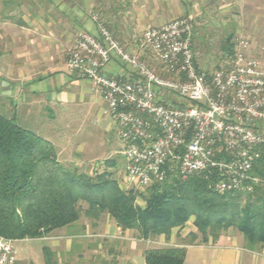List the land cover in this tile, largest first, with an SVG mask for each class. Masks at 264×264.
Instances as JSON below:
<instances>
[{
	"label": "built area",
	"instance_id": "built-area-1",
	"mask_svg": "<svg viewBox=\"0 0 264 264\" xmlns=\"http://www.w3.org/2000/svg\"><path fill=\"white\" fill-rule=\"evenodd\" d=\"M97 28L77 33L65 66L90 82L117 125L125 186L144 191L168 172L185 180L213 170L218 194L264 188V178L252 175L264 148V66L247 40H236L232 55L210 72L196 61L189 18L146 27L137 53L102 23ZM113 58L128 74L104 72ZM17 242L0 236V264L16 263Z\"/></svg>",
	"mask_w": 264,
	"mask_h": 264
},
{
	"label": "trees",
	"instance_id": "trees-1",
	"mask_svg": "<svg viewBox=\"0 0 264 264\" xmlns=\"http://www.w3.org/2000/svg\"><path fill=\"white\" fill-rule=\"evenodd\" d=\"M230 41L224 43L227 57ZM105 163L116 166L114 160ZM252 175L264 178V148ZM218 179L213 170L185 180L168 172L162 183L123 192L112 172L89 176L63 166L50 141L0 115V236L7 239H39L69 226L79 220V202H84L89 220L107 214L121 230L136 231L143 240L168 239L193 219L196 233L188 234L190 242L199 234L202 243H215L232 229L242 235L244 248L258 251L264 246V188L218 194L213 188ZM137 196L144 207L136 204ZM43 252L45 264H56L48 250ZM185 254L184 247L147 249L144 264H183Z\"/></svg>",
	"mask_w": 264,
	"mask_h": 264
},
{
	"label": "rangeland",
	"instance_id": "rangeland-1",
	"mask_svg": "<svg viewBox=\"0 0 264 264\" xmlns=\"http://www.w3.org/2000/svg\"><path fill=\"white\" fill-rule=\"evenodd\" d=\"M116 1L94 0V5L90 6V9L86 10L83 7V11L86 10L84 11V15L94 23L95 32L84 30L79 32L94 34L100 23L110 31V27L105 21L104 16L101 15L100 8L104 9L107 7L106 3L103 2H108L110 4L109 7H112L115 6ZM139 2L140 4L137 6L139 11L144 13L154 5L157 14L154 16V24L149 23L143 29L129 32L131 42L133 41V43L135 42V44L140 46L142 32L148 26L157 27L176 19L189 18L193 23V52L196 61L203 68L211 72L222 60L227 58L229 55L228 50H224L226 48L224 43L227 38L231 39L232 51L236 40H247L251 46L249 54L257 57L264 66V0H139ZM62 6H69V1L0 0V52L9 51L10 55L12 54L11 56H3L0 58V62L5 58L9 61H17L16 52H14L17 48L14 46L20 44V40H25L26 38H28L30 47L28 45V48L25 46L19 47V49H28L30 61L33 60V56L37 53L36 43L40 42L50 44L45 49L46 54L49 51L55 54V56L58 55L57 59L66 61L67 51L72 47L74 40L71 45L67 44L64 37L59 40L55 34V30L59 31L58 19L67 18L65 22L69 24L68 18L71 17V20H73L74 17L69 13L67 16L61 17V15L55 12L54 9L56 7L63 8ZM21 7L23 9H20ZM115 8L118 9L117 6ZM15 9L18 12L13 13ZM21 27L25 28V30H21ZM66 29L68 28L66 27ZM75 33L68 30L65 36L73 39L77 35ZM111 34L115 40L123 44L117 37H114L112 32ZM12 39L13 41L18 40L19 43L12 42V46H10ZM53 42H58L55 49L52 48ZM59 44L61 45L60 47H58ZM60 52L62 56L59 57ZM145 54L147 57H151L149 52ZM44 58H46V62L43 63L44 68H46L45 64L47 63L50 65L47 69L51 68L52 61L47 57H42L41 60ZM0 82L4 83L5 86H7L6 83H9L5 78H0ZM3 89L0 88V93L6 94L7 91L5 92ZM1 96L0 115L8 118L14 117L20 127L53 142L57 149L58 160L63 166L78 168L80 172L89 176H94L108 170L113 173V177L117 180L121 191L128 192L132 190L136 192L135 189L127 187L123 183L124 158L121 154L122 144L115 133H112L108 137L100 138L93 133L92 123L89 124L87 122L80 128L75 124V119L66 116L69 114H65V118H62V120L54 116L55 118L52 121L49 118L46 119L48 112L45 111L41 112L43 114H41L39 119L33 116L25 118L22 116L19 107L15 109L16 100L20 99L21 94L19 96L13 94L11 99L5 98L3 95ZM169 100L175 103H182L187 107L191 106L190 102L173 94L169 96ZM107 160H114L116 166L107 168L108 164L105 163ZM136 204L144 207L141 197L137 196ZM79 206L81 209V216L77 221L79 223L73 229H67V233L73 232L74 234L85 235L84 238H74L66 251L64 248H61L62 245L59 246L53 231L39 239L18 241L16 243L17 264H45L44 249L50 252L51 258L56 264H131L130 260L132 256L137 254L139 250L152 248L212 247L217 244L220 249L226 250L229 249L227 239L232 237H237L236 240H240L244 248L242 235L232 229L223 233V243H220L219 240L212 243L209 240L207 244H204L200 241L199 234H197L195 241L190 242L188 234L196 233L193 219H190L182 229H174L168 239L161 236L154 240H143L139 237L138 232L128 230L130 232L127 234L129 238L134 237L138 239L137 242L122 240L124 236L120 237V234L110 232L106 239H100L98 240L99 242L95 243L94 238L90 236V232L95 231L94 229L97 226L100 228L105 225L111 231L110 228L115 222L107 214L98 216L97 220L91 219L87 221L83 211L88 205L84 202H79ZM85 221H87L86 225H88L89 233L83 232L81 228ZM91 224L96 226L95 228L93 227V230L89 227ZM175 231L177 232L176 234H174ZM182 232L184 233L183 237ZM172 235L171 241L170 237ZM229 235L233 236L229 237ZM114 236H118L119 238H115ZM100 238L103 237L101 236ZM235 247L238 249L237 246ZM240 247L239 249H242ZM93 250H96V252ZM238 251L242 252L241 250Z\"/></svg>",
	"mask_w": 264,
	"mask_h": 264
},
{
	"label": "crops",
	"instance_id": "crops-1",
	"mask_svg": "<svg viewBox=\"0 0 264 264\" xmlns=\"http://www.w3.org/2000/svg\"><path fill=\"white\" fill-rule=\"evenodd\" d=\"M68 1L69 6H62L63 8L56 7L54 10L61 15V17H65L69 13L73 15L74 19L71 20V17H69V24L65 22L67 18L58 19L59 31L55 30V34L59 40L64 37L67 44L69 43V45H71L75 36L73 39L67 38L65 33L68 30L76 33L82 30L95 32L94 23L84 15V11L90 9V6L94 5V0ZM103 3H106L107 9L100 8L101 15L104 16L114 37H117V39L123 43L120 45L125 50L135 53L139 52L137 44H135V42L133 43V41L131 42V35L129 32L143 29L144 26L149 23H155L154 16L157 14V11L153 5L154 3L152 4L153 6L144 13L137 9V6L140 4L139 0H117L115 6H117L118 9H116L115 6L109 7L110 4H108V2ZM83 7H85L86 10L83 11ZM20 9H23V7ZM15 12H18V10L15 9L13 13ZM3 25L5 26V24ZM65 26L68 29H66ZM21 30H25V28L21 27ZM27 39L28 38L20 40V44H17L19 43L18 40L13 41L12 39L10 43V46H12V42L17 44L14 46L17 48L16 51L12 50L16 52L17 61H9L5 58L0 62V78H5L9 81V83H6L7 86L0 82V88H4L3 91L5 92L7 91L6 94L0 93V96L3 95V97L11 99L13 94H17V96L21 94L19 97L20 99L16 100L17 104L15 105V109L19 107L22 116L25 118L33 116L39 119L41 114H43L41 112L45 111L48 112L46 119L49 118L52 121L55 118L54 116H57V118L62 120V118H65V114H69L66 116L75 119V124L80 128H82L87 122L89 124L92 123L91 127H93V133L100 138L108 137L112 133H115L118 138L117 125L103 113L105 105L91 89L90 82L86 79H78L70 74L65 66V61L57 59L58 55L55 56V54H52L49 51H47L46 54L45 49L47 45H50L46 44V42L36 43L37 53L33 56V60L30 61V53L28 52V49H19V47L25 46L28 48L29 41ZM57 43L58 42L52 43L53 49H55ZM60 46L61 45L59 44L58 47ZM3 54L0 58L12 55H10L9 51L4 52ZM60 56H62L61 52L59 54V57ZM42 57H47L52 61L51 68L47 69V67L50 66L48 63L45 64L46 68H44L43 63L46 62V58L41 60ZM104 72L112 76L124 75L128 74V68L122 65L117 58H113V60L105 67ZM51 143L53 144V142ZM86 219L89 221L88 218ZM87 221L81 226L85 233H89L88 225H86ZM78 223L79 222H75L69 226L53 231L55 233L54 237L58 240L57 242L59 246L62 245L61 248H64L65 251L70 247L74 238H84L85 236L74 234L73 232L67 233V229H73ZM89 227L93 230V227L95 228L96 226L91 224ZM110 229L111 231L106 225L101 226L100 228L97 226L94 229L95 231L90 232V236L94 238L95 243L99 242L98 240L100 239H106L110 232L113 234H120V237L124 236L122 237V240L125 241L137 242L138 240L134 237L129 238L127 234L130 232L128 230H121L116 224ZM176 233L177 232L175 231L174 234ZM183 235L184 233L182 232V237ZM101 236L103 238H100ZM232 236L229 235V237ZM114 237L119 238L118 236ZM172 237L173 235L170 237L171 241ZM236 238L237 237H232L227 239L229 249L226 250L220 249L217 244L212 247L187 246L185 248L186 254L183 264H264V246L258 251L244 249L240 240H238V242ZM219 241L220 243H223L224 236H222ZM235 246H237L238 249ZM239 247L242 249H239ZM145 250H139L137 254H134L130 263L144 264ZM238 250H241L242 252H239ZM93 251L96 252V250ZM17 261L18 259L15 264H17Z\"/></svg>",
	"mask_w": 264,
	"mask_h": 264
}]
</instances>
